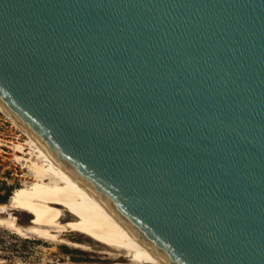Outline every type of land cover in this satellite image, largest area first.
<instances>
[{
	"label": "water",
	"instance_id": "95a60500",
	"mask_svg": "<svg viewBox=\"0 0 264 264\" xmlns=\"http://www.w3.org/2000/svg\"><path fill=\"white\" fill-rule=\"evenodd\" d=\"M0 106L166 264H264V0H0Z\"/></svg>",
	"mask_w": 264,
	"mask_h": 264
},
{
	"label": "bare ground",
	"instance_id": "6f19581e",
	"mask_svg": "<svg viewBox=\"0 0 264 264\" xmlns=\"http://www.w3.org/2000/svg\"><path fill=\"white\" fill-rule=\"evenodd\" d=\"M0 114L24 136L25 148L20 144L13 147L26 158L31 176L27 187L15 189L9 200L0 204V229L23 240L34 239L84 253L93 251L89 242L101 248L97 254L102 260L113 264H166L1 106ZM14 212L21 213L25 221L15 218Z\"/></svg>",
	"mask_w": 264,
	"mask_h": 264
},
{
	"label": "rangeland",
	"instance_id": "374dc122",
	"mask_svg": "<svg viewBox=\"0 0 264 264\" xmlns=\"http://www.w3.org/2000/svg\"><path fill=\"white\" fill-rule=\"evenodd\" d=\"M24 142V136L0 114V197L8 193V200L15 189L27 187L31 183L26 158L14 152L13 147L20 144L25 148ZM14 215L20 221H25L21 213L14 212ZM70 239L73 240L74 236ZM87 244L92 248V253L34 239L23 240L0 229V264H113L111 261L102 260V256L97 254L101 251L98 245L89 242Z\"/></svg>",
	"mask_w": 264,
	"mask_h": 264
},
{
	"label": "trees",
	"instance_id": "16d2710c",
	"mask_svg": "<svg viewBox=\"0 0 264 264\" xmlns=\"http://www.w3.org/2000/svg\"><path fill=\"white\" fill-rule=\"evenodd\" d=\"M6 200H8V193H6L5 196L0 197V204H4Z\"/></svg>",
	"mask_w": 264,
	"mask_h": 264
}]
</instances>
